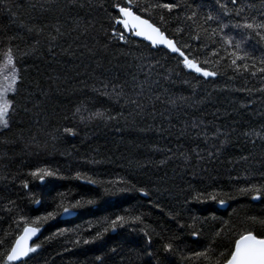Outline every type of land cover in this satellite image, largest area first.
Masks as SVG:
<instances>
[{"label": "trees", "instance_id": "trees-1", "mask_svg": "<svg viewBox=\"0 0 264 264\" xmlns=\"http://www.w3.org/2000/svg\"><path fill=\"white\" fill-rule=\"evenodd\" d=\"M159 2L180 8L151 15L133 11L215 76L201 77L180 57L116 26L113 5L124 0H0V78L12 74L9 51L17 70L15 93L6 94L12 103L9 128L0 130V252L22 234L21 216L31 221L53 211L54 219L38 225L33 245L41 247L28 264H223L242 235L264 233L258 222L264 220V197L253 200L240 191L264 182V142L252 144L255 137L242 135L264 134V74L258 71L264 42L243 45L255 59L246 61L248 71L236 70L219 36L211 35L217 25L204 19L209 9L218 11L214 0ZM262 2L238 0L254 5L245 12L257 17ZM225 32L237 35L231 27ZM116 92L123 95L117 98ZM78 107L92 119L82 123L74 116ZM95 112L116 118L101 120ZM227 133L229 143L220 148ZM218 149L210 161L208 154ZM41 167L64 178L40 183L30 173ZM61 200L93 203L61 216ZM119 215H139L142 223L109 229L91 244L70 243L91 239ZM168 242L172 252L164 251Z\"/></svg>", "mask_w": 264, "mask_h": 264}, {"label": "snow or ice", "instance_id": "snow-or-ice-1", "mask_svg": "<svg viewBox=\"0 0 264 264\" xmlns=\"http://www.w3.org/2000/svg\"><path fill=\"white\" fill-rule=\"evenodd\" d=\"M214 3L218 11L214 13L211 9H209L204 17L205 22L212 21L217 25L216 28L212 29L211 35L219 36L220 41L224 45L223 51L229 52V55L232 57L231 64L235 66L236 70H239L240 67H243L245 71H248L249 65L248 63H246V61L250 59L254 60L255 57L250 56L249 52L244 49L243 45L247 44L249 41H254L257 44L264 42V2H262L260 5L261 11L258 17L255 15L250 16L245 12L246 9L251 10L254 7V5L252 4L238 3V0H227V2L226 0H214ZM229 3L232 5V7H229ZM101 7H103V5H101ZM113 7L117 9L118 16L122 17H114L115 22L117 24L123 25V27L126 29H131L134 35L136 36H144L145 39L150 40L153 45H165L171 50V52L179 53V55L184 58L183 62L186 67L192 68L197 72L202 71L201 68L197 66L195 57L189 58L188 55H186L183 51L180 50V48L177 47L174 40L169 39L167 35L163 31H161L158 26H155L153 23H150L148 18H142L141 15L133 11V9L135 8L138 11L149 13V15H151L152 11L155 10L172 13L174 9L180 8L179 3H161L159 2V0H157V2L155 3L141 4L139 3V0H124L123 5L115 4L113 5ZM194 15L195 14H193V16ZM230 16L239 19L236 20L235 23H233L231 20L225 22V18ZM188 18L192 19L193 17L189 16ZM160 20L161 22L164 21L163 14L160 15ZM229 27H231L233 30H236L237 35L226 33L225 30ZM177 31H179V29ZM204 31L207 32V29H204ZM57 32H59V29H57ZM112 35L115 36L119 41L127 42L122 32H114L112 33ZM193 38L198 40L200 38L199 34H197ZM213 55H219V52L214 51ZM238 61L244 63L238 64ZM7 62L9 65H12V74L10 76L5 77V79L8 81L6 85L0 84V130L9 128V111L12 109V103L6 98V94L8 92L15 93V85L17 83V70L15 68L10 51L8 53ZM260 64L264 65V58L260 59ZM253 67H255L254 64ZM258 71L264 74V66L260 67ZM202 74L205 77L216 75V73L208 71H203ZM251 75L255 76L256 72L253 71ZM105 87H107V85H105ZM113 91L115 92V86L113 87ZM261 91H264V89H261ZM115 94L117 98L123 95L122 92H116ZM101 95L111 96L112 94L103 92L101 93ZM117 102H119V99H117ZM131 103L136 104L138 102L132 100ZM81 111L82 109L78 107L76 109V112L74 113V116L79 115L82 123L86 120L92 119L91 116L85 117L81 115ZM93 116L101 120H112L116 118L110 114H105L103 112H95L93 113ZM64 131L72 132V129L65 128ZM233 131H235V129H233ZM72 134L75 133L72 132ZM224 135L225 138L221 141L220 148H223L226 144L229 143L228 137L231 135V133H227ZM242 135L250 138L255 137V139H251L252 144H255L257 139H259L261 142H264V134H261L260 132H243ZM196 155L200 156V153H196ZM218 155L219 149L215 153L210 152L208 154L209 160L211 161V157ZM240 159L246 161L248 160V157L241 156ZM239 162L240 161H237V163ZM30 175L36 180L40 181V183L44 182L45 177H55L60 179L64 178L63 176H60L58 171H53L48 167L37 168L32 171ZM75 178L80 179V173H77ZM3 179H7V177H3ZM87 182L95 183V181H92L90 179ZM23 187L25 189L28 188L27 181L23 182ZM125 190H127L126 187H122L119 189V191ZM104 191L105 194H113L109 188H105ZM240 191L243 193L250 194L253 200H259L261 199V197H264V182H252L248 187L241 188ZM142 194L145 196L148 195L147 192H143ZM196 199L199 200V195H197ZM11 203L15 202L13 201ZM35 203L39 204L40 201L35 200ZM84 203L91 204L93 203V201L76 200L68 201L66 203L64 200H61L60 203L57 205V208L59 209V214L61 216H71L74 210L83 207ZM221 203H223V201H221ZM8 210L10 211L11 209ZM56 215L57 212L53 211L49 212L46 216L36 217L31 221L28 218L21 216L20 221L23 223L22 234H20L15 239L14 243H12L10 247L0 252V264H20V262H23V264H28L27 258L30 257V254L36 253L37 250L41 247V244L39 243L30 245V239L40 231V227L38 225H40L42 221H47L49 218L54 219ZM252 219L254 221L256 220V218L254 217ZM136 222L142 223L141 217L139 215L133 217L119 215L110 221L106 220V227H104L103 232L97 231L91 239L84 238L81 242V239L77 238L75 240L70 241V243L76 246L81 245V243L91 244L94 243L96 240L101 239L103 233H106L107 231H109V229L115 231L117 226L123 227L127 223ZM258 222L261 225H264V220H260ZM180 227L183 228L184 225H180ZM64 231L66 232L67 230ZM141 231L144 230L141 229ZM144 235L148 237L149 234L147 231H144ZM217 235H219V233H217ZM49 239H51V237H49ZM148 242H151L150 238ZM3 244L4 241L0 240V245ZM112 251L115 252L116 249L113 248ZM164 251L172 252L173 244L171 242L165 243ZM147 255L151 256L152 253L149 252L147 253ZM196 255L205 257L206 259L208 258L207 252H198L196 253ZM220 255L224 256L223 253H221ZM96 259L98 261H103V257L101 256H97ZM215 264H221V261L217 260ZM223 264H264V233L254 235L252 231L249 230L246 235H242L239 239L234 242V251H230L228 255L224 257Z\"/></svg>", "mask_w": 264, "mask_h": 264}, {"label": "water", "instance_id": "water-1", "mask_svg": "<svg viewBox=\"0 0 264 264\" xmlns=\"http://www.w3.org/2000/svg\"><path fill=\"white\" fill-rule=\"evenodd\" d=\"M120 18H122V17H120ZM149 22H150V21H149ZM150 23H151V22H150ZM117 25H120V26L123 28V30H124L128 35H131L134 39L139 40V41L144 42V43H148V44L152 45V47H154V48H160V49H164V50H167V51L171 52V50H170L169 48H167L165 45H161V44L153 45V44L151 43V41L145 39L144 36H136V35H134V33L132 32L131 29H126V28H124L123 25H121V24H117ZM171 53H172L173 55H177V56L181 57V56L179 55V53H173V52H171ZM181 58L184 60L183 57H181ZM196 72H197V71H196ZM202 72H203V71H201V72H197V74L200 75L201 77H204V78H210V77H212V76L205 77V76L202 74ZM222 207H223L224 209L226 208L225 205H223ZM39 235H40V231H39L35 236H33V237L30 239L29 244H30V245H33L34 241L37 240V239L39 238ZM233 251H234V250H233Z\"/></svg>", "mask_w": 264, "mask_h": 264}, {"label": "rangeland", "instance_id": "rangeland-1", "mask_svg": "<svg viewBox=\"0 0 264 264\" xmlns=\"http://www.w3.org/2000/svg\"><path fill=\"white\" fill-rule=\"evenodd\" d=\"M8 65H9V64H8ZM8 65H7V66H8ZM6 76H7V75H6ZM6 76H5V77H6ZM5 77H4V78H0V84H5V85L7 84L8 81L5 79Z\"/></svg>", "mask_w": 264, "mask_h": 264}, {"label": "bare ground", "instance_id": "bare-ground-1", "mask_svg": "<svg viewBox=\"0 0 264 264\" xmlns=\"http://www.w3.org/2000/svg\"><path fill=\"white\" fill-rule=\"evenodd\" d=\"M120 18V17H119ZM116 26H120V25H117L116 23ZM121 27V26H120ZM123 29V28H122ZM124 31V30H123ZM125 32V31H124ZM126 33V32H125ZM127 34V33H126ZM128 35V34H127ZM148 44V43H147ZM150 45V44H149ZM152 46V45H151ZM178 47V46H177ZM154 48V47H153ZM171 53V52H170ZM172 54V53H171ZM177 56V55H176ZM179 57V56H178ZM181 58V57H180ZM182 59V58H181ZM183 60V59H182Z\"/></svg>", "mask_w": 264, "mask_h": 264}]
</instances>
